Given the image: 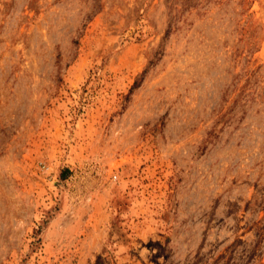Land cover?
Masks as SVG:
<instances>
[{
	"label": "rangeland",
	"instance_id": "obj_1",
	"mask_svg": "<svg viewBox=\"0 0 264 264\" xmlns=\"http://www.w3.org/2000/svg\"><path fill=\"white\" fill-rule=\"evenodd\" d=\"M0 264H264V0H0Z\"/></svg>",
	"mask_w": 264,
	"mask_h": 264
},
{
	"label": "trees",
	"instance_id": "obj_2",
	"mask_svg": "<svg viewBox=\"0 0 264 264\" xmlns=\"http://www.w3.org/2000/svg\"><path fill=\"white\" fill-rule=\"evenodd\" d=\"M137 84H138V82L134 84V87H135Z\"/></svg>",
	"mask_w": 264,
	"mask_h": 264
}]
</instances>
